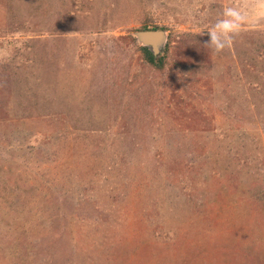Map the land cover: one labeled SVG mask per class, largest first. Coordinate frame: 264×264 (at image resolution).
<instances>
[{
	"label": "rangeland",
	"instance_id": "1",
	"mask_svg": "<svg viewBox=\"0 0 264 264\" xmlns=\"http://www.w3.org/2000/svg\"><path fill=\"white\" fill-rule=\"evenodd\" d=\"M0 219L64 235L0 264H264V0H0Z\"/></svg>",
	"mask_w": 264,
	"mask_h": 264
},
{
	"label": "trees",
	"instance_id": "2",
	"mask_svg": "<svg viewBox=\"0 0 264 264\" xmlns=\"http://www.w3.org/2000/svg\"><path fill=\"white\" fill-rule=\"evenodd\" d=\"M145 30H158L159 28L158 27H145L144 28ZM146 53V57H147V60L151 63V64H158V66L162 65V62L160 61V64L159 63H155V60H154V56L153 54H151L147 49H143ZM31 192H34V194L36 195H40V193L36 190H32ZM34 197L33 195L31 194H28V197ZM46 219H43V223H47V219L50 218L47 214L44 216ZM26 220V223H34L33 221H39V220H36V219H33V221L31 219H24ZM0 222H3L1 219H0ZM17 222H15L16 224ZM43 223L41 225V228L39 227V224H37L35 230H27L24 232H14V233H10L8 230L4 229V233L0 234V237L1 236H5L6 235V238H0V253H1V256L2 255H5V254H9L11 253L12 256L18 258L19 260L21 259L22 256H26L27 253H25L26 251L22 252V253H25V254H21L20 251L18 250V248H20L21 250H25V249H22L24 246H25V243L26 242H31L33 245L36 244L34 243L35 239H37L38 235H42V237H58L60 235L64 236L62 233H60L59 235V232H55L54 230L50 233H46L45 230L43 228ZM34 229V228H33ZM8 235V236H7ZM32 238H35V239H32ZM18 242H20L23 246L20 247V245L18 246ZM46 242V241H45ZM46 243H44L45 245ZM12 260V258H11Z\"/></svg>",
	"mask_w": 264,
	"mask_h": 264
},
{
	"label": "clouds",
	"instance_id": "3",
	"mask_svg": "<svg viewBox=\"0 0 264 264\" xmlns=\"http://www.w3.org/2000/svg\"><path fill=\"white\" fill-rule=\"evenodd\" d=\"M225 15L227 19L218 20L208 32L210 40L206 46L211 47L216 53L228 46L230 34H234L244 20V16L234 8L227 9ZM225 24L228 27H225Z\"/></svg>",
	"mask_w": 264,
	"mask_h": 264
},
{
	"label": "water",
	"instance_id": "4",
	"mask_svg": "<svg viewBox=\"0 0 264 264\" xmlns=\"http://www.w3.org/2000/svg\"><path fill=\"white\" fill-rule=\"evenodd\" d=\"M138 40L143 46L150 48L154 54H158L166 42L165 31H140L137 33Z\"/></svg>",
	"mask_w": 264,
	"mask_h": 264
}]
</instances>
